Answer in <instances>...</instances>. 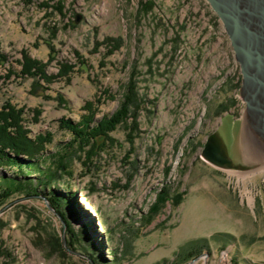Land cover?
Returning a JSON list of instances; mask_svg holds the SVG:
<instances>
[{
  "label": "rangeland",
  "instance_id": "rangeland-1",
  "mask_svg": "<svg viewBox=\"0 0 264 264\" xmlns=\"http://www.w3.org/2000/svg\"><path fill=\"white\" fill-rule=\"evenodd\" d=\"M0 52V109L23 108L32 137L51 132L46 153L71 140L58 120H79L87 102L109 116L132 82L137 106L100 150L68 148L71 174L54 189L69 192L72 227L97 252L67 245L45 199L53 185H39L0 202V264H264V152L250 151L262 144L244 127L239 64L206 0H0ZM24 55L47 73L70 65L68 81L20 74ZM211 133L242 168L201 157ZM1 176L16 174L0 165ZM161 190L181 199L149 220Z\"/></svg>",
  "mask_w": 264,
  "mask_h": 264
},
{
  "label": "trees",
  "instance_id": "trees-1",
  "mask_svg": "<svg viewBox=\"0 0 264 264\" xmlns=\"http://www.w3.org/2000/svg\"><path fill=\"white\" fill-rule=\"evenodd\" d=\"M0 59L6 60V56L2 52H0ZM44 66L45 64L40 61L30 59L24 55L19 72L22 75L38 79V81L44 79L47 83L57 76H64L68 81L70 65L62 63L57 74L47 73ZM129 85L130 88L126 87L127 91L123 94V100L119 103L118 108L109 116L103 115L100 118H95L96 109L94 110L91 103L87 102L82 106L85 112L80 115L79 120L72 121L69 118H60L58 126L71 133V140L62 145V151L55 153H46V145L51 144L53 141L52 133L44 132L37 133L34 137L30 136V130L24 125L23 108H17L6 102L0 109V165L9 167L16 176L0 177L2 181L0 185V202L5 201L17 192L36 196L35 192H37L39 185L44 188L52 184L53 186L45 195V199L62 221L63 234L67 237V245L74 246L76 243L86 242L92 249L87 230L81 228V230L76 231L72 227L69 219L72 212L69 206L68 185L63 188L67 194H58L54 189L57 188L56 184L63 174H71L69 166L72 159L68 154V148L74 147L83 154H93L94 150L98 151L103 147L105 139L109 138V131L114 130L121 123L127 125L130 119L131 121L135 119L137 106L133 103L135 99H132L134 87L132 82ZM30 173L39 175L34 182H32V179L27 178L28 175H31ZM180 199V194L174 196L173 199L166 190L157 192L154 202L148 208V219L151 220L165 206L167 201L171 200L173 205H177ZM49 243L52 248H58L62 251V248H65L63 240L57 236H51ZM192 248L197 247L192 246ZM92 251L97 252L94 249ZM190 253L191 251L187 252L188 257H190ZM90 260L93 264H102L98 262L96 257H91Z\"/></svg>",
  "mask_w": 264,
  "mask_h": 264
},
{
  "label": "water",
  "instance_id": "water-1",
  "mask_svg": "<svg viewBox=\"0 0 264 264\" xmlns=\"http://www.w3.org/2000/svg\"><path fill=\"white\" fill-rule=\"evenodd\" d=\"M206 1L221 21L239 64L244 118L254 139L264 142V0ZM200 155L220 169L242 168L216 133L208 135Z\"/></svg>",
  "mask_w": 264,
  "mask_h": 264
},
{
  "label": "bare ground",
  "instance_id": "bare-ground-1",
  "mask_svg": "<svg viewBox=\"0 0 264 264\" xmlns=\"http://www.w3.org/2000/svg\"><path fill=\"white\" fill-rule=\"evenodd\" d=\"M248 124H247V122H246V120H245V118H244V127H246ZM248 128H250L249 126H248ZM261 142V146L259 147V149H258V146L257 145H254L253 146V149H250V151H251V153L253 154V156H259V155H263V153L262 152H264V142H262V141H260ZM250 162H252V161H250ZM252 163H254V164H259V162L257 161V162H252Z\"/></svg>",
  "mask_w": 264,
  "mask_h": 264
}]
</instances>
